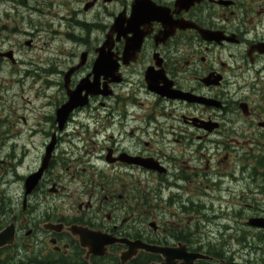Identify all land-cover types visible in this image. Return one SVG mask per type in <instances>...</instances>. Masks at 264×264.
Wrapping results in <instances>:
<instances>
[{"label": "flooded vegetation", "instance_id": "flooded-vegetation-1", "mask_svg": "<svg viewBox=\"0 0 264 264\" xmlns=\"http://www.w3.org/2000/svg\"><path fill=\"white\" fill-rule=\"evenodd\" d=\"M83 3L79 60L0 47V264H264V0Z\"/></svg>", "mask_w": 264, "mask_h": 264}, {"label": "rangeland", "instance_id": "rangeland-1", "mask_svg": "<svg viewBox=\"0 0 264 264\" xmlns=\"http://www.w3.org/2000/svg\"><path fill=\"white\" fill-rule=\"evenodd\" d=\"M84 1L0 0V47L5 51L10 49L15 51L17 60L22 63L20 72L33 68L35 71L39 69L37 72L40 74L52 64L58 62L71 64L72 60H79L82 52L93 49L102 39V34L98 30L88 31L73 22L74 20L99 22L95 20L98 12L93 14L83 12ZM73 11L78 15L74 16ZM31 40L34 47L28 49L25 43ZM10 72L12 69L9 63L1 66V78L11 79L8 74ZM251 149H256V154L262 152V146L252 145ZM245 151L248 150H243ZM256 162H253V165ZM247 190V186L238 188L237 195L240 196L236 197L235 209L231 208L230 213L235 212L245 217L248 215L246 203L249 202L243 199V203L240 204L242 198L246 197ZM241 191H244L243 195ZM161 217L164 218L163 215ZM244 223L246 224V220L240 222L237 228L246 231ZM251 233L256 236L254 231ZM251 258L256 259L254 256ZM257 259L259 260L260 256Z\"/></svg>", "mask_w": 264, "mask_h": 264}, {"label": "water", "instance_id": "water-1", "mask_svg": "<svg viewBox=\"0 0 264 264\" xmlns=\"http://www.w3.org/2000/svg\"><path fill=\"white\" fill-rule=\"evenodd\" d=\"M0 56H4L3 54H0ZM99 68H100V64H97L96 65V69L99 71ZM75 106H77L76 104H74V100H73V103L71 104V106L69 107V111H71ZM249 225L252 226V227H256V228H264V219H252L250 222H249ZM140 248H144L146 249L147 251H152V252H155L153 248L151 247H147V246H142ZM160 252H162V255L164 256V258L167 260L166 263L164 264H176L175 261H174V257L171 253V250H167V249H163L161 250ZM181 258V257H179ZM192 260L195 259V258H191ZM187 264H194L193 261H188Z\"/></svg>", "mask_w": 264, "mask_h": 264}]
</instances>
